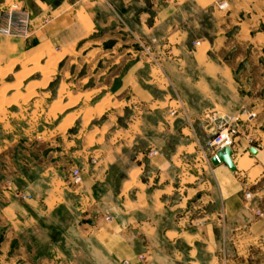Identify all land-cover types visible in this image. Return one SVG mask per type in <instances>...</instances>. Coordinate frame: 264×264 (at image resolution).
Segmentation results:
<instances>
[{
	"label": "crops",
	"instance_id": "0c3cea01",
	"mask_svg": "<svg viewBox=\"0 0 264 264\" xmlns=\"http://www.w3.org/2000/svg\"><path fill=\"white\" fill-rule=\"evenodd\" d=\"M27 5L43 24L35 44L0 36V57L40 75L25 90L32 150H0L16 172L0 199V264H248L264 238V0ZM208 112L240 119L235 171L205 161Z\"/></svg>",
	"mask_w": 264,
	"mask_h": 264
},
{
	"label": "rangeland",
	"instance_id": "374dc122",
	"mask_svg": "<svg viewBox=\"0 0 264 264\" xmlns=\"http://www.w3.org/2000/svg\"><path fill=\"white\" fill-rule=\"evenodd\" d=\"M14 7L18 9L28 10L30 12L31 8L27 5V0H0V12L2 17L6 16ZM33 14V28H32V37L30 39H18L6 37L3 34V37L11 41H22L30 44H35L33 41L36 35V32L42 27L41 21H36V14ZM4 27V21L0 25V29ZM0 36L1 33H0ZM53 51H51L52 53ZM19 55V53H18ZM24 56H9L8 58L0 57V150L7 149V152H30L29 147L26 142V124H27V114L31 116L32 109H26L27 99L32 95V91L29 90L28 94L26 93L27 85L33 80H39L40 75H35L34 77H28L33 71H26L29 64H31V59ZM43 57V54L40 55ZM39 57V58H40ZM41 58L38 60V64L34 65L32 70H42ZM37 62V61H36ZM56 63H48L45 66L46 76L49 78L50 75L54 73ZM62 69L69 68L70 62L61 66ZM80 63H77L76 69H80ZM75 69V68H74ZM25 70V71H24ZM80 75V73H79ZM81 76V75H80ZM69 78V77H68ZM73 79H70L68 82L72 83ZM51 87H57V82L51 84ZM20 93V97L12 96L13 93ZM23 102V107H20V103ZM13 104V106H11ZM12 160L11 157L7 156L6 158H0V183L2 185L1 197L7 198V195L4 193H10V183L9 177L16 175V172H12L10 169L9 162ZM7 177V178H6ZM5 181V182H4ZM3 193V194H2ZM23 190L15 194L14 198L18 199L19 194H24ZM9 195V194H8ZM21 201V200H20ZM253 203V199L251 201ZM261 209V208H260ZM244 261H247L248 264H264V238H261L251 248V251L248 254L242 256ZM104 255H98L97 260H103Z\"/></svg>",
	"mask_w": 264,
	"mask_h": 264
},
{
	"label": "built area",
	"instance_id": "2783aa9c",
	"mask_svg": "<svg viewBox=\"0 0 264 264\" xmlns=\"http://www.w3.org/2000/svg\"><path fill=\"white\" fill-rule=\"evenodd\" d=\"M218 8L224 11L228 8L226 3L218 4ZM1 17V14H0ZM4 21V27L0 29V33L6 37L18 38V39H30L32 37L33 28V14L32 12L24 9H18L14 7L6 16L2 17ZM157 44L156 39L151 40V44L144 47L143 51L147 54H151L152 47ZM255 116H250V119ZM207 122L209 123L212 131V138L206 144V152H204V158L207 164L211 165L213 160L218 159V155L223 153L226 149L232 151L235 146V140L238 136V129L240 119L238 116H223L217 112H208L205 115ZM157 150L150 152L149 156L154 157L158 155ZM82 177L79 170H75L72 173L71 185L75 188L82 186ZM18 199L21 201L30 200L31 197L24 194H19ZM245 199L250 207H252V194H245ZM256 216L262 218L263 214L255 210Z\"/></svg>",
	"mask_w": 264,
	"mask_h": 264
},
{
	"label": "water",
	"instance_id": "95a60500",
	"mask_svg": "<svg viewBox=\"0 0 264 264\" xmlns=\"http://www.w3.org/2000/svg\"><path fill=\"white\" fill-rule=\"evenodd\" d=\"M233 153L231 150L226 149L223 153L218 155L219 162L217 160H213L212 163L215 166L225 164L231 171H235V167L232 161Z\"/></svg>",
	"mask_w": 264,
	"mask_h": 264
},
{
	"label": "bare ground",
	"instance_id": "6f19581e",
	"mask_svg": "<svg viewBox=\"0 0 264 264\" xmlns=\"http://www.w3.org/2000/svg\"><path fill=\"white\" fill-rule=\"evenodd\" d=\"M0 14H1V12H0ZM37 65V64H36ZM41 72V71H40ZM240 163V162H239Z\"/></svg>",
	"mask_w": 264,
	"mask_h": 264
}]
</instances>
